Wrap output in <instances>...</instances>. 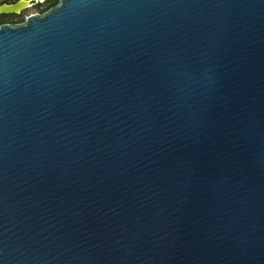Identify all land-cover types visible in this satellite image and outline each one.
Segmentation results:
<instances>
[{"label":"water","instance_id":"obj_1","mask_svg":"<svg viewBox=\"0 0 264 264\" xmlns=\"http://www.w3.org/2000/svg\"><path fill=\"white\" fill-rule=\"evenodd\" d=\"M0 264H264V0L0 25Z\"/></svg>","mask_w":264,"mask_h":264},{"label":"trees","instance_id":"obj_2","mask_svg":"<svg viewBox=\"0 0 264 264\" xmlns=\"http://www.w3.org/2000/svg\"><path fill=\"white\" fill-rule=\"evenodd\" d=\"M59 2V0H44L42 2L38 1L37 3H39L37 6L39 8V12L40 13H44L47 10H49L52 6L56 5ZM2 3H7V2H2ZM36 3V2H35ZM20 13H16V14H0V25L4 24V23H20L23 22V18L17 19V21H13L11 18L13 17H19ZM12 20V21H10Z\"/></svg>","mask_w":264,"mask_h":264},{"label":"rangeland","instance_id":"obj_3","mask_svg":"<svg viewBox=\"0 0 264 264\" xmlns=\"http://www.w3.org/2000/svg\"><path fill=\"white\" fill-rule=\"evenodd\" d=\"M18 0H0V3L2 2H7V3H15L17 2ZM39 3H34L31 7L27 8V9H24L20 12V16L19 17H13L11 18L13 21H17V19H20V18H23V20H25L28 16H30L31 14H36V13H40L39 12V8H38V5ZM10 20V21H12ZM8 23H11V22H8ZM19 23V22H18Z\"/></svg>","mask_w":264,"mask_h":264},{"label":"bare ground","instance_id":"obj_4","mask_svg":"<svg viewBox=\"0 0 264 264\" xmlns=\"http://www.w3.org/2000/svg\"><path fill=\"white\" fill-rule=\"evenodd\" d=\"M23 4H24V5H27V4H29V3H28V2H24Z\"/></svg>","mask_w":264,"mask_h":264}]
</instances>
